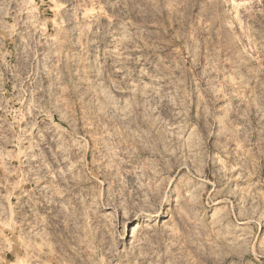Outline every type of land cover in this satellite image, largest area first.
Wrapping results in <instances>:
<instances>
[{
	"label": "rangeland",
	"instance_id": "rangeland-1",
	"mask_svg": "<svg viewBox=\"0 0 264 264\" xmlns=\"http://www.w3.org/2000/svg\"><path fill=\"white\" fill-rule=\"evenodd\" d=\"M0 264H264V0H0Z\"/></svg>",
	"mask_w": 264,
	"mask_h": 264
}]
</instances>
